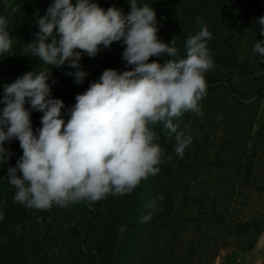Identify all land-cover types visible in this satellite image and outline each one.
Segmentation results:
<instances>
[{
	"label": "clouds",
	"instance_id": "clouds-1",
	"mask_svg": "<svg viewBox=\"0 0 264 264\" xmlns=\"http://www.w3.org/2000/svg\"><path fill=\"white\" fill-rule=\"evenodd\" d=\"M127 2L130 11L125 13L116 6L105 9L98 0H53L46 14L38 16L39 32L25 54L52 68L75 69L66 74L78 84L89 75L81 65L84 54L95 57L114 42L126 46L122 59L129 67L104 70L76 96L67 121L65 102L53 97L56 81L49 83L47 70L34 69L3 86L0 169L14 155L5 142L19 140L23 154L8 167L7 182L15 189L14 200L27 209L67 208L130 194L165 162L154 130L158 125L174 138L178 156L192 143L181 118L187 112L203 115L206 73L215 66L207 46L212 33L205 26L189 34L181 56L174 38H159L154 7L141 0ZM256 23L264 34V16ZM14 42L7 18L0 16V56L9 53ZM252 51L255 59L259 54L257 63H264V40H257ZM161 55L168 57L164 63L150 62V57ZM34 110L43 113L38 129L31 119Z\"/></svg>",
	"mask_w": 264,
	"mask_h": 264
},
{
	"label": "rangeland",
	"instance_id": "rangeland-1",
	"mask_svg": "<svg viewBox=\"0 0 264 264\" xmlns=\"http://www.w3.org/2000/svg\"><path fill=\"white\" fill-rule=\"evenodd\" d=\"M20 5L12 6V3H9L1 15L8 20L9 32L14 31L17 37L25 34L22 19L23 16L25 18L29 15L24 11V6ZM242 8L235 17L230 16L222 23L220 37L216 41L219 44L224 41L225 47L235 46L240 60L244 62V72L254 74L255 70L251 69V64L252 61L256 63V59L259 60V54L255 59L252 49L257 40H264V34H261L259 28L258 31L254 28L259 25L256 21L263 9L254 8L249 13L245 5ZM41 12L34 3L30 12L32 26H38L36 20ZM118 45L119 42L116 46ZM105 51L106 49L101 48L95 57L84 54L81 60L83 69H87L90 64H104ZM214 61L216 63V58ZM262 65L264 66V63ZM219 69L220 66L216 63L206 73L207 83L217 76ZM231 73L234 74L233 71ZM261 76L264 78V75ZM248 82L252 83L250 86L253 89L254 82ZM249 93L251 98L244 101L245 104L259 99L253 94V90ZM212 102L208 103V110L204 111L202 116L192 112L190 123H184L183 127L187 126L188 134L192 135V141L196 142L193 144V150L198 154V161L202 157L199 149L206 143L210 147V158L229 161L224 176L232 178L233 185L237 177L243 181L248 179L233 201L220 196L216 198L215 194L220 195L218 186H215L213 195H210L211 199L203 198L194 190L187 200L173 208L172 219L158 218L151 221L147 212L148 179H144L130 194L108 195L100 209L86 201L67 208L53 206L44 211L26 208L28 215H32L29 227L36 226L37 234L33 237H17L12 242L8 234L0 236L3 241L1 250L4 252V264L257 263L264 254V100H261L259 105L247 104V109H244L241 117L233 116L236 110L232 109L236 105L233 99H226V104L220 102L216 108L219 107L218 110L222 113L226 107L231 116L229 126L223 121L225 115L216 116L213 113ZM255 106H259L258 115L253 118L252 123L243 125L252 118ZM190 149L187 153L185 150V156ZM22 154V149L17 155L14 153L9 163L0 170V211L4 214L16 210L19 206L18 212L24 208L14 200L15 189L7 182L8 167L15 166ZM241 162L245 171L239 173L237 163ZM250 166L253 167L251 173ZM208 177L212 179L210 174ZM254 177L258 178L256 184L252 183ZM202 179L203 171L195 182L199 181L198 184H201ZM193 186L197 187L195 183ZM11 192L14 193L13 199L9 197ZM11 200H14L16 205L13 206ZM226 201L229 206L231 203L233 205L228 207ZM214 202L223 210L217 208L219 211L215 210L214 216H205L203 210L207 204L212 207ZM199 207L203 208L202 212ZM24 215L26 220H30V216ZM4 222L7 224L9 221ZM242 222L243 224H239ZM1 223L3 220L0 225ZM7 241L11 244L4 248L3 244Z\"/></svg>",
	"mask_w": 264,
	"mask_h": 264
},
{
	"label": "trees",
	"instance_id": "trees-1",
	"mask_svg": "<svg viewBox=\"0 0 264 264\" xmlns=\"http://www.w3.org/2000/svg\"><path fill=\"white\" fill-rule=\"evenodd\" d=\"M73 2H75V0H73ZM98 2L100 6L105 9L116 6L121 8L125 13L130 11V5L127 0H98ZM9 3H12V6L21 4L20 6H24V11L29 13V15L25 18L23 16L22 19L25 34L21 37H17L14 31L10 32L18 42H14L13 48L9 53L0 56V99L3 97V86L5 83H10L22 74L33 71L34 69L37 72L47 70L49 74L51 73L49 83H51L52 80L56 81L52 88L53 97L61 98L65 102L63 115L67 121V118L70 116L67 109L75 104L76 96L86 91L92 81L99 79L104 70L107 68H116L123 71L129 67L122 59V53L126 46L122 45L120 42L119 45L116 46L118 42H114L112 46L104 52V64H95L93 66L90 64V66L85 69V71L89 73L88 77L83 83H76L72 76L66 74L68 71H75V69L69 70L67 65L60 67L54 66L52 68V66L45 65L38 58L25 54L27 52L28 42H32L35 39V34L39 32V26L35 24L33 26L31 25L30 17L32 16L30 12L32 5L35 3V6L40 8V12L42 11L40 16H43L46 14L50 4L53 3V0H0V16L4 13L3 11ZM141 3H148L154 7L157 13L159 38L165 42H170L174 38L181 56L185 55L184 43L189 34L195 35L205 26H207L208 30L212 33V38L208 41L207 46L212 58H216V63L220 66V69L216 74L217 76L209 81L210 91L207 92V95L200 102L202 112L207 111L209 107L208 103L213 101V113H215L216 116H219V114L222 116L225 115L226 118L223 121L226 126H229L231 123V116L227 112L226 107L222 113L218 110L219 107L216 108L220 102L226 104V99H230L231 101L233 99L234 102H236V105L232 108L236 109L233 116L238 117L239 115V117H241L242 112L248 106L247 104H253L252 106L255 104L259 105L260 101L264 100V78L256 75L257 72L264 73V66L262 63L258 64L257 61L256 63L252 61L251 69L255 70V75L249 74L248 71L244 72L246 70L245 68L243 69L244 62L242 63V60H240L235 46L228 45V47H225L224 41L220 44L216 41L217 38L220 37L222 23L226 22L230 16L235 17L236 13L242 11L243 5H245L249 13L254 8L263 9L259 17L264 16V0H141ZM258 28L260 30V25L254 28L255 31H258ZM166 59H168V57L164 55L153 56L150 57V62L159 61L164 63ZM248 63L247 61L246 64ZM260 67L263 69L261 70ZM231 70L234 74L231 73ZM238 79L239 81H235ZM247 80H252L254 82L253 89L252 86H250L252 83H249ZM216 83L217 85H215ZM251 90H253V94L258 96L259 99L251 100L245 104L244 101L251 98L249 93ZM2 106L3 105L0 104V107ZM26 107H30V105H26ZM253 108L252 118L243 125L252 123L253 118L258 115L259 106ZM191 113L192 112H187L183 115L181 118V127H183L186 122L190 123ZM42 115L43 113L39 111L34 110L32 112L31 119L34 129H38L42 126ZM154 130L158 135L157 142L165 151V162L159 165L160 171L158 174L150 175L147 178V212L150 214L151 221L157 220L158 218L172 219V213L174 212L173 208L178 207L184 200H187L190 197V193L194 190L199 192V195L203 198L211 199L210 195H213L215 186H218L220 195L215 194V197L230 198L232 201L234 196L242 191L248 179L246 178L243 181L242 178L237 177L238 179L234 181L233 185V179L224 176L225 172L228 170L229 161H219L216 160V158H210V147L206 143L202 144L200 149L197 145L199 152H202V157H200L199 161L197 160L199 159L197 156L198 154L194 153L193 150V144L196 143L195 141H192L191 145L185 149L187 153L189 148H191L189 153L181 157L174 152L175 140L174 138L170 139L168 137L167 130H165L162 125L156 126ZM5 147L11 149L16 155L21 150L20 142L17 139L11 142L6 141ZM251 165L254 166L253 164ZM252 166L249 167L250 173L253 172ZM237 168L239 173H241L242 170L245 171L243 162L237 163ZM202 171L203 179L200 181L201 184H198L199 181L197 183L195 181L197 178L201 177ZM209 174L212 176V179H209ZM257 179V177H254L252 183L256 184ZM193 183L197 185L196 188L193 186ZM181 190L183 192L180 193ZM13 194L14 193L11 192L9 195L12 199ZM181 197L184 199L180 200ZM12 204L13 206L16 205L14 200ZM91 204L93 206H98V209H100L104 205V199ZM226 204L228 207L233 205V203H231L229 206V202L227 201ZM217 208L222 209L214 202L212 207L207 204L205 210L200 207L198 209L201 210V212L203 210L204 214H206L205 216H214L215 210H218ZM19 209L20 206L17 207L16 210L14 209L5 213L3 223L0 225V236L8 234L11 242L17 237H33L37 234L36 226L32 228L29 227L32 215H28L29 211H27L26 207L21 208V211L18 212ZM24 214L30 216V220H26ZM5 220L9 222L6 224L4 222ZM34 220L37 221L36 217H34ZM239 224H243V222ZM11 242H4L3 247H8ZM2 243L3 241L0 238V264H4L5 261L4 252L1 250Z\"/></svg>",
	"mask_w": 264,
	"mask_h": 264
},
{
	"label": "crops",
	"instance_id": "crops-1",
	"mask_svg": "<svg viewBox=\"0 0 264 264\" xmlns=\"http://www.w3.org/2000/svg\"><path fill=\"white\" fill-rule=\"evenodd\" d=\"M255 264H264V254L259 258V260Z\"/></svg>",
	"mask_w": 264,
	"mask_h": 264
}]
</instances>
